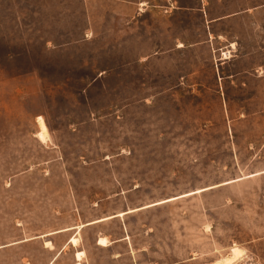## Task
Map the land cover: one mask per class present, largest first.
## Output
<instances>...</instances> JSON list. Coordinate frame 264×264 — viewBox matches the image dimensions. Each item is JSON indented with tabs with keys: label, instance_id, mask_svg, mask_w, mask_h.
Returning <instances> with one entry per match:
<instances>
[{
	"label": "rangeland",
	"instance_id": "rangeland-1",
	"mask_svg": "<svg viewBox=\"0 0 264 264\" xmlns=\"http://www.w3.org/2000/svg\"><path fill=\"white\" fill-rule=\"evenodd\" d=\"M233 248L264 264V0H0V264Z\"/></svg>",
	"mask_w": 264,
	"mask_h": 264
},
{
	"label": "bare ground",
	"instance_id": "bare-ground-1",
	"mask_svg": "<svg viewBox=\"0 0 264 264\" xmlns=\"http://www.w3.org/2000/svg\"><path fill=\"white\" fill-rule=\"evenodd\" d=\"M228 56V55H227ZM39 124H40V128H41V132H40V134H39V136H40V139L41 140H46L47 138H48V136H49V132H48V128H47V126H46V123H45V121L44 120H42V119H40L39 120ZM38 124V125H39ZM77 239L76 238H74V239H72V244H74V245H76V243H77ZM106 243H107V240L105 239V238H102L101 240H100V242H99V244L100 245H106ZM47 245H50V242H47L46 243ZM107 246V245H106ZM243 252L239 249V248H233V250H232V258H228V259H226V261L225 262H223V261H220V262H222V263H226V264H230L231 263V261H232V259H235V258H237V257H239V256H241L240 254H242ZM84 255V253L83 252H79L78 254H77V259H80V257H82L81 255ZM243 255V254H242ZM240 258V257H239ZM238 258V259H239ZM237 259V260H238ZM81 261V260H80ZM216 264H219V262H217ZM233 264V263H232Z\"/></svg>",
	"mask_w": 264,
	"mask_h": 264
}]
</instances>
